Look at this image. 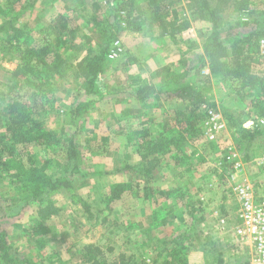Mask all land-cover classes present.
I'll return each instance as SVG.
<instances>
[{"label": "rangeland", "instance_id": "rangeland-1", "mask_svg": "<svg viewBox=\"0 0 264 264\" xmlns=\"http://www.w3.org/2000/svg\"><path fill=\"white\" fill-rule=\"evenodd\" d=\"M7 2L0 0V6L9 12H6L7 16H18V25L26 24L41 30L47 28L53 37L56 34L53 23L59 20L62 13H68L81 27L74 41L75 47L63 50L68 60L64 77L56 76L52 81L56 106L50 113L39 116L48 129L58 133L60 143L48 150L40 146L32 148L33 156L41 166L52 176H59L68 162V139L77 129L75 122H71V109L80 99L77 89L81 80L76 76L75 65L86 56L88 49L95 50L101 41V26L98 24L96 27L93 16L107 22L112 20L111 10L105 0H21L13 9ZM29 2L34 3L36 10L28 6ZM95 2L101 3L100 11L94 7ZM171 4V8L179 10L182 16H188L183 0H172ZM252 4L255 11L252 18L264 12V0H252ZM224 15L232 23L242 17L232 10ZM262 16L259 19L264 21V14ZM193 22L194 26L197 24L196 38L186 36L181 40L178 37V42L169 41L164 46L143 34L137 38L138 41L129 35L123 39L129 41L128 44L141 47L139 51L130 53L125 43L127 51L124 56L110 61L103 75L101 86L104 95L92 96L95 104L86 120L79 123L76 135V144L82 154V173L72 176L73 191L63 189L52 196L60 208L59 214L40 220L37 206L27 203L21 186L15 185L11 178L0 175V231L7 233L11 252L18 256L13 262H8V258L0 259V264H85L80 252L83 245L90 243L101 246L105 257L111 261L125 254L133 257L130 264H153V259H156L155 264H163L166 259L170 264H177L179 260L177 253H173L176 250L173 247H178L179 243L174 240L180 239L184 230L190 236L183 242L188 246L184 251V259L190 260L191 264H240L248 261V251L236 235L239 216H212V219L207 217L193 223L182 209L179 210L183 201H190L202 210L197 202V185L205 181L214 183L225 201H228L226 205L229 209L223 207L220 214H227L231 209L237 211L240 204L227 179L228 172L234 169V153L240 155L245 166L246 176H243L257 186L259 197L264 196V168L257 163L264 156V131L256 134L250 143L245 139L240 142L236 134L238 130L235 122L254 127L258 123L253 116H264L256 111L252 97L242 100V95L236 94L231 85L225 88L215 76L205 77L207 68L189 73V77H182L181 80L172 79L185 71L183 53L186 50L201 51L203 38L199 31L206 33L208 23L200 20ZM5 36L6 33L0 32V136L5 132L6 94L12 82L11 72L17 67L13 50L11 52L4 45ZM87 36L92 39L91 42ZM131 56H135L138 61L130 63ZM191 79L207 101L215 103L216 111L223 116L225 126L221 131L211 133L205 130L207 114L203 116L197 111L200 115L193 114L191 118L188 112L179 109L183 108V102L174 93L168 94L176 84ZM166 82H171L170 86L173 87L167 89ZM146 84L161 88V91L152 94L143 103L134 98V93L131 94ZM161 105H174V109L165 112ZM125 108L129 110L127 119H119ZM151 120L158 123H151ZM178 120L183 123L185 131H191L185 145L186 152L191 156L180 158L182 161L178 164H175L171 152L161 157L162 162L156 169L158 178L152 183L161 189L182 188V191L167 202L156 194L147 201L145 192L135 187L141 184L139 179L125 166L141 160L137 150L145 139L140 133L148 130L151 138L157 137L162 127L177 124ZM258 128L264 130V125ZM69 163L73 165L74 161L70 160ZM116 181L127 183L129 190L109 211L108 203L104 200ZM228 184L229 190V186L225 187ZM180 194H183V198ZM82 201L91 205L92 211L98 214L96 218H88ZM165 204L169 208L160 210L157 216H151L159 205L163 207ZM153 224L149 229L148 226Z\"/></svg>", "mask_w": 264, "mask_h": 264}, {"label": "trees", "instance_id": "trees-1", "mask_svg": "<svg viewBox=\"0 0 264 264\" xmlns=\"http://www.w3.org/2000/svg\"><path fill=\"white\" fill-rule=\"evenodd\" d=\"M20 1L8 0L7 4L10 9H13ZM105 1L110 7L112 20L103 22L97 16H93L96 27L98 24L101 26L99 30L101 41L97 43L95 50L88 49L86 56L79 59L75 65L76 76L81 80L77 89L80 99L71 109V122L72 120L75 122L77 129L79 123L86 120L91 107L95 104L92 96L104 95L101 81L110 61L126 53L127 48L123 37L127 33L143 34L156 44L164 46L169 41L178 42V34L189 29L194 20L208 23L205 27L206 33L203 30L199 31L200 37L203 38L201 51L186 50L185 54L183 53L185 71L179 76H173L172 79L181 80L182 77H189V73H197L201 68H207L205 77L215 76L225 88L231 85L236 94L242 95V100L248 96L252 97L256 111L264 115V55L260 50V42L264 38V21L259 19L263 17L264 12L252 18L255 12L252 0H183L188 16L184 14L182 16L179 10L171 8L172 0ZM94 7L100 11L101 3L95 2ZM0 10L2 12L0 32L6 33L3 42L11 52L13 50L17 61L16 69L11 72L10 90L6 94L5 132L0 136V175L11 178L15 185L21 186V190L25 193L24 199L27 203H34L37 206V216L44 221L60 212L52 196L63 189L73 191L72 176L82 173L80 168L82 154L76 144L77 129L68 139L70 143L66 152L68 162L59 176L49 174L35 159L32 151L33 146L48 150L60 143L58 133L48 129L39 116L50 113L56 106L52 81L56 76L64 77L68 60L63 50H71L75 47L74 41L81 27L68 13H62L59 20L53 23L56 30L53 37L47 28L41 30L26 24L18 25V16H7L3 6H0ZM228 10L242 17L232 23L224 15ZM87 39L89 42L92 41L89 36ZM116 39L123 40L125 51L118 58L111 59L109 52ZM129 60L132 63L136 62L137 58L131 56ZM202 72L205 73L204 69ZM194 83L195 81L191 79L189 82L179 83L173 87L170 86L171 82H166L167 89L173 87L168 94L174 93L183 102V108L179 109L188 112L191 118L193 114H199V112L205 116L209 108L216 110L215 103L208 102ZM157 91H161V88L146 84L131 95L134 93V98L145 103L148 97L152 94L156 95ZM72 124L71 128H73ZM235 124L240 142L241 139H245L250 143L256 134L264 131L259 130V124L254 127L245 126L239 121ZM190 133L191 131L183 129V123L180 120L177 124L162 127L157 137L151 138L148 130L140 133L142 139H145L137 150L141 160L134 165L127 164L125 169L135 173V178L141 183L136 184L135 187L145 192L147 201L156 194L167 202L174 194L182 191V188L161 189L154 186L152 182L156 179V169L162 162L161 157L171 152L172 158L176 160L175 164H178L182 161L180 158L191 156L185 149ZM172 150L176 153L174 154ZM70 160L74 161L73 165H70ZM258 166L264 168V165ZM142 183L145 184L142 185ZM128 190V184L125 182L113 183L104 200L108 203L107 209L112 211L114 205L122 200ZM180 197L183 198V194H180ZM82 202L88 218H96L98 214L92 211L91 205ZM181 205L179 210L182 209L193 223L205 219L200 212L203 210L194 203L183 201ZM164 208L166 210L169 206L159 205L151 216H157ZM152 226L154 224L148 226L149 229ZM6 234L5 231H0V259L8 258V262H13L18 259V256L11 252V245L6 239ZM179 237L180 239L174 240L178 241L179 246L173 247L176 249L173 253H177L179 260L177 264H189L184 259V251L188 246L183 244L190 237L189 232L184 230ZM80 253L82 260L90 264H130L133 258L120 254L116 260H108L103 248L94 243L83 245ZM155 261L156 259H153L152 263L155 264ZM163 264H170V262L166 259ZM240 264H248V261Z\"/></svg>", "mask_w": 264, "mask_h": 264}, {"label": "built area", "instance_id": "built-area-1", "mask_svg": "<svg viewBox=\"0 0 264 264\" xmlns=\"http://www.w3.org/2000/svg\"><path fill=\"white\" fill-rule=\"evenodd\" d=\"M260 50L261 54L264 55V38L261 39ZM124 51L123 40L116 39L109 52V57L111 59L118 58ZM207 116L205 124L208 132L213 133V131L223 129L225 121L219 112L212 110V108L207 109ZM253 117L256 118L259 125H264V116L256 115ZM233 157L236 158L233 160L234 169L228 172L227 179L230 180L233 194L240 204V220L236 235L244 249L248 251V264H264V196L259 197L257 186L245 177V166L239 158L240 155L234 153ZM257 162L264 165V156ZM240 178L242 181H237Z\"/></svg>", "mask_w": 264, "mask_h": 264}, {"label": "crops", "instance_id": "crops-1", "mask_svg": "<svg viewBox=\"0 0 264 264\" xmlns=\"http://www.w3.org/2000/svg\"><path fill=\"white\" fill-rule=\"evenodd\" d=\"M32 2H29L28 6H32L34 8V10H36L34 3H32ZM196 27H197V24L194 26V22H193L192 26L189 29L183 31L182 33H179L178 37H181V40L185 39V38L182 39V37H186V36L196 38V34H195ZM126 35L132 36L134 39L137 40V38L139 36H141L142 34H140V33H127ZM126 35L124 36L123 39H126L125 38ZM124 42L127 43L129 41L124 40ZM183 42H185V41H183ZM191 43H192V41L189 43V45ZM127 47L129 48V52L132 53V52L139 51L141 46H139L138 44L135 45V44H128L127 43ZM161 108H163L164 109L163 111H165V112H171L174 109V105L172 107H167V106L165 107V106L161 105ZM128 111H129L128 108H125V110L123 111V116L119 119H124V120L127 119L126 114L128 113ZM141 115L143 116V114H141ZM155 119H156V117H155ZM151 123L157 124L158 122L155 120L154 121L151 120ZM138 162H136V163H138ZM155 178H158L157 171H156ZM120 181H116V182H120ZM116 182H113V183H116ZM215 186L216 185L214 183H212V184L205 183V181H201L197 185V192H198V201L197 202L203 210L202 214L204 215L205 219H207V217H210L212 219V216H227L230 214L232 216H240V208H238L237 211H236V209L235 210L231 209V210H228L227 214H226V212L223 214H220L221 211L223 212V207H225L226 209H229L228 206L226 205V202H228V201H225V198H223L221 191H218ZM228 186H229V184L226 185L225 187L227 188ZM229 189H230V186L228 187V190ZM109 190H110V188H109ZM108 193H109V191H108ZM188 263L191 264V261L189 260Z\"/></svg>", "mask_w": 264, "mask_h": 264}]
</instances>
